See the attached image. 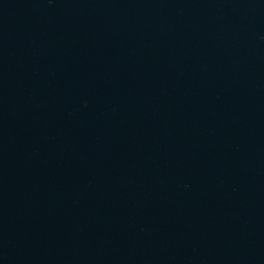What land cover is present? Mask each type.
Instances as JSON below:
<instances>
[{"label": "water", "instance_id": "obj_1", "mask_svg": "<svg viewBox=\"0 0 264 264\" xmlns=\"http://www.w3.org/2000/svg\"><path fill=\"white\" fill-rule=\"evenodd\" d=\"M0 264H264V0H0Z\"/></svg>", "mask_w": 264, "mask_h": 264}]
</instances>
